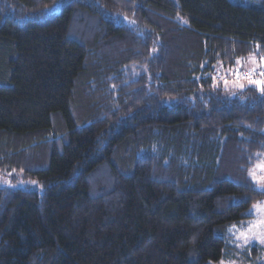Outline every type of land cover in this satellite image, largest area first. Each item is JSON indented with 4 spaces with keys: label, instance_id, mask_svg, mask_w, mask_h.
Wrapping results in <instances>:
<instances>
[{
    "label": "trees",
    "instance_id": "obj_1",
    "mask_svg": "<svg viewBox=\"0 0 264 264\" xmlns=\"http://www.w3.org/2000/svg\"><path fill=\"white\" fill-rule=\"evenodd\" d=\"M253 57L264 0H0V172L37 187H0V264L232 258L264 95L221 77Z\"/></svg>",
    "mask_w": 264,
    "mask_h": 264
},
{
    "label": "rangeland",
    "instance_id": "obj_2",
    "mask_svg": "<svg viewBox=\"0 0 264 264\" xmlns=\"http://www.w3.org/2000/svg\"><path fill=\"white\" fill-rule=\"evenodd\" d=\"M58 8V7H55ZM250 61L252 63V59H248L245 62ZM253 64V63H252ZM251 64V65H252ZM254 66L252 67H242L245 69L253 68V67H261L260 63L258 64L257 62L253 64ZM222 76V75H220ZM244 85L246 83H243ZM228 85L232 88H240L237 86L236 83H234L232 80L229 81ZM228 88V87H227ZM229 88V93L235 92V89ZM241 89V88H240ZM262 156V158H261ZM259 162H264V153H262L256 163L253 165L252 169L254 166L259 163ZM257 177L264 176V172H261L257 170ZM256 183V182H255ZM264 184V181H260V183H256V186L258 189L264 191V187L260 186ZM0 187H6V188H24V189H36L37 187L33 184V182L26 181L20 176V173L15 172V171H10V172H0ZM254 205H259L258 208H254ZM254 212V218L253 220L248 221L247 223H243L241 226H234L229 228V234L230 238L232 239L231 243L234 246V255L232 258L220 261L219 263H212L209 262L208 264H253L252 262H249L245 260V258L242 257L240 252H244L247 246L252 245V244H259L262 247H264V244H261L260 241L256 238H252L248 243H245L244 239L240 236L241 232H245L248 235H251V233L248 231L250 226H255L253 227L252 231L258 233V234H264V225H259L258 222L260 220H264V200L256 202L252 205V208L250 209V212Z\"/></svg>",
    "mask_w": 264,
    "mask_h": 264
},
{
    "label": "snow or ice",
    "instance_id": "obj_3",
    "mask_svg": "<svg viewBox=\"0 0 264 264\" xmlns=\"http://www.w3.org/2000/svg\"><path fill=\"white\" fill-rule=\"evenodd\" d=\"M252 63L253 64L256 63V60L254 57L252 58ZM260 63L264 64V57H261ZM242 64H243V61L237 60V62H236L237 66L235 68H230L228 70V72L226 73V75H232L234 77L233 82L236 83L237 86L240 87L241 89H243L245 86L243 83H239L240 81L245 79L243 73L241 72ZM249 72L251 74L246 77L248 84L254 85L256 87V89L261 93V95H264V68L259 69V76L262 77L261 79L256 78L257 68L253 67L252 69L249 70ZM221 79L223 80L224 84L227 86L229 81L227 79H224L223 77H221ZM213 81H214V85H215L216 77H213ZM257 170L264 172V162L257 163L254 166L253 170H251L249 173V175L252 177L253 181L259 184L260 181H264V176L257 177V174H256ZM33 183H35V182H33ZM260 186L264 187V184H262ZM253 207L258 208L259 205H254ZM258 224L264 225V220H260L258 222ZM253 227H255V226H250L249 230H248L251 233V235H248L245 232H241L240 236L244 239L245 243H248L254 237V238L258 239L261 244H264V234H258L256 232L252 231ZM221 264H223V262H221Z\"/></svg>",
    "mask_w": 264,
    "mask_h": 264
},
{
    "label": "crops",
    "instance_id": "obj_4",
    "mask_svg": "<svg viewBox=\"0 0 264 264\" xmlns=\"http://www.w3.org/2000/svg\"><path fill=\"white\" fill-rule=\"evenodd\" d=\"M251 64H252V63H251L250 61H247V62L243 61V64H242L241 67H252V66H254L253 64H252V65H251ZM261 158H262V156H261ZM251 208H252V206H251ZM250 214H251V218L248 219V220H246V221H244V224L247 223V222L250 221V220H253V218H254V212L251 211ZM242 224H243V223L238 224V225H234V226H241ZM231 227H232V226H231Z\"/></svg>",
    "mask_w": 264,
    "mask_h": 264
},
{
    "label": "built area",
    "instance_id": "obj_5",
    "mask_svg": "<svg viewBox=\"0 0 264 264\" xmlns=\"http://www.w3.org/2000/svg\"><path fill=\"white\" fill-rule=\"evenodd\" d=\"M257 68V74H256V78L257 79H261L262 77L259 76V69L261 68H264V66H261V67H255ZM252 69V68H249V69H242L241 72L243 73L245 79L242 80V81H247L246 77L249 76L251 73L249 72V70Z\"/></svg>",
    "mask_w": 264,
    "mask_h": 264
}]
</instances>
